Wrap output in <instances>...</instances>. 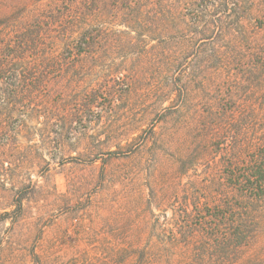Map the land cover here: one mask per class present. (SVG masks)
I'll return each instance as SVG.
<instances>
[{
  "label": "rangeland",
  "instance_id": "obj_1",
  "mask_svg": "<svg viewBox=\"0 0 264 264\" xmlns=\"http://www.w3.org/2000/svg\"><path fill=\"white\" fill-rule=\"evenodd\" d=\"M69 1L0 0V212L22 204L26 220L40 216L45 238L61 252L77 237L78 252L95 258L112 239L106 225L118 220L115 209L144 206L155 191L153 211L163 218L158 208L166 198L158 196L174 188L195 130L164 113L169 83L158 21L102 6L81 16L78 0ZM254 8L249 27L259 25L264 0ZM184 28L178 23L166 37ZM82 33L93 38L90 46L82 45ZM256 33L263 42L264 29ZM214 43L222 52V41ZM210 45L189 58V71L201 62L206 72L218 64ZM34 78L42 87H32ZM191 87L203 107L202 91L195 82ZM32 94L37 102L17 105L19 96L25 101ZM199 164L204 161L194 159Z\"/></svg>",
  "mask_w": 264,
  "mask_h": 264
},
{
  "label": "trees",
  "instance_id": "obj_2",
  "mask_svg": "<svg viewBox=\"0 0 264 264\" xmlns=\"http://www.w3.org/2000/svg\"><path fill=\"white\" fill-rule=\"evenodd\" d=\"M102 1L78 0L75 10L85 16L102 6L111 13L124 10L134 20L145 15L150 24L158 21L159 57L169 83L162 97L170 105L163 110L195 130L193 151L177 160L183 165L174 188L158 196L166 198L158 208L163 218L153 211L155 191L144 206L115 209L118 220L106 225L112 239L95 258L78 252L77 237L61 252L57 241L45 238L40 216L26 220L22 204L0 212V264H264V41L256 33L264 29V14L249 27L255 0ZM178 23L185 28L166 37ZM87 33L80 40L90 46ZM215 41H222V52L214 51ZM209 42L218 64L206 72L201 62L189 71V58ZM32 81V87H42L38 78ZM194 82L203 107L191 96ZM35 95L25 101L19 96L17 105L37 102ZM194 159L204 164L193 166Z\"/></svg>",
  "mask_w": 264,
  "mask_h": 264
}]
</instances>
